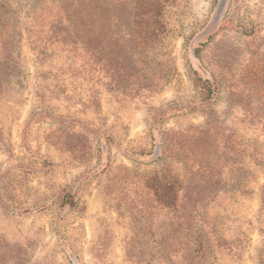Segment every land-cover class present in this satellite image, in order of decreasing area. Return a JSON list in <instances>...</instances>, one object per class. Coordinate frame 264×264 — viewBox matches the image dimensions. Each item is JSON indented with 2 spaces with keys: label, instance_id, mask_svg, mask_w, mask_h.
Listing matches in <instances>:
<instances>
[{
  "label": "rangeland",
  "instance_id": "rangeland-1",
  "mask_svg": "<svg viewBox=\"0 0 264 264\" xmlns=\"http://www.w3.org/2000/svg\"><path fill=\"white\" fill-rule=\"evenodd\" d=\"M77 1L0 0V264H264V0H161L148 52Z\"/></svg>",
  "mask_w": 264,
  "mask_h": 264
},
{
  "label": "trees",
  "instance_id": "trees-1",
  "mask_svg": "<svg viewBox=\"0 0 264 264\" xmlns=\"http://www.w3.org/2000/svg\"><path fill=\"white\" fill-rule=\"evenodd\" d=\"M102 0H78L75 8L74 25L77 34L84 35L91 33L96 35L100 28L97 26L98 18L103 14ZM4 4L0 2V22L2 21ZM133 29L136 45L148 52L159 42L168 30L160 19L163 13V3L161 0H135L133 9ZM106 29H110L109 22ZM196 89L210 95L213 89L208 81L203 82L200 77L195 79ZM194 109V108H192ZM146 186L152 190L155 199L164 207H175L178 203L177 191L178 180L175 177L166 175L163 169L156 170L154 174L146 178ZM62 204L69 208H78V200L66 192L62 195Z\"/></svg>",
  "mask_w": 264,
  "mask_h": 264
}]
</instances>
